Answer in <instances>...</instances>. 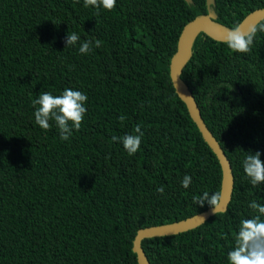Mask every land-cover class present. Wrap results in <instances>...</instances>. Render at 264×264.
<instances>
[{"label":"trees","instance_id":"trees-1","mask_svg":"<svg viewBox=\"0 0 264 264\" xmlns=\"http://www.w3.org/2000/svg\"><path fill=\"white\" fill-rule=\"evenodd\" d=\"M210 8L232 28L264 0ZM207 13L206 0H116L110 10L83 0H0V264H138L139 229L211 208L192 197L220 195L221 166L170 77L183 27ZM73 31L97 46L87 54L79 42L65 47ZM181 78L231 163L233 195L226 212L142 248L150 264H227L238 221L256 214L247 202L264 203V185H250L241 167L257 150L264 160V32L246 53L200 33ZM64 87L87 100L80 128L61 141L51 121L35 124L31 101ZM138 123L144 135L129 155L111 137ZM185 173L188 188L179 184Z\"/></svg>","mask_w":264,"mask_h":264},{"label":"clouds","instance_id":"clouds-1","mask_svg":"<svg viewBox=\"0 0 264 264\" xmlns=\"http://www.w3.org/2000/svg\"><path fill=\"white\" fill-rule=\"evenodd\" d=\"M115 4L116 0H83L84 7L110 10ZM257 30L264 32V23L260 24L258 29L253 27L247 32H242L240 25L236 24L227 31L224 43L235 52L246 53L253 44ZM77 42H79L77 51L81 54L89 53L92 47L98 44L97 41L80 39L75 31L67 32L64 39L65 47L75 46ZM86 100L87 96L84 92L71 87H64L58 95L49 91L39 92L31 101L32 105L36 106L32 113L34 122L41 129H48L49 121H51L57 129L59 139L66 141L72 136L73 130L81 126L86 114ZM124 118L123 115L117 117L118 120H124ZM143 135L141 125L138 123L132 132L112 136L111 139L114 142L119 141L124 151L132 155L139 149ZM260 155L257 150L244 155L241 160L242 170L248 183L253 187L264 185V160H261ZM191 183L192 177L187 173L179 181L183 188H188ZM155 191L163 194L164 188L159 186L155 188ZM192 199L197 205L203 206L207 203L213 214H217L220 205L218 192L201 191L198 195L194 194ZM247 207L254 209L256 214L238 221L233 246L226 253L227 264H264V203H258L257 200L252 199L247 202ZM200 220L203 221L204 217L200 216Z\"/></svg>","mask_w":264,"mask_h":264},{"label":"water","instance_id":"water-1","mask_svg":"<svg viewBox=\"0 0 264 264\" xmlns=\"http://www.w3.org/2000/svg\"><path fill=\"white\" fill-rule=\"evenodd\" d=\"M186 1L190 2L191 0ZM214 2L215 0H206L208 13L206 15L197 16L183 27L177 41L176 52L170 61V77L177 95L185 103L190 117L198 127L203 139L216 155L221 166L222 180L219 195L220 205L218 206L217 213H224L227 211L233 195L235 184L233 169L220 143L205 124L193 93L181 78L183 69L191 56L193 43L200 33L206 34L215 41L224 42L226 40L227 31L231 29L214 21L215 14L210 8ZM262 20H264V8L254 10L239 23L240 29L242 32H247ZM200 216L204 217L203 221L200 220ZM212 216H214V214L211 208H209L180 221L139 229L133 241V252L136 254L138 264H150L142 248L143 240L172 236L193 230L203 225Z\"/></svg>","mask_w":264,"mask_h":264}]
</instances>
